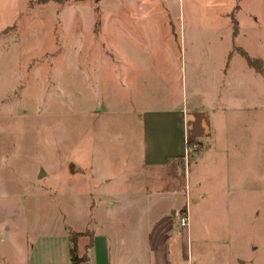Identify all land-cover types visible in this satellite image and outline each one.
Wrapping results in <instances>:
<instances>
[{
	"label": "rangeland",
	"instance_id": "374dc122",
	"mask_svg": "<svg viewBox=\"0 0 264 264\" xmlns=\"http://www.w3.org/2000/svg\"><path fill=\"white\" fill-rule=\"evenodd\" d=\"M211 69L223 86L213 153L248 196L214 250L264 264V0H0V264H69V230L81 254L82 235L106 225L102 194L133 195L131 223L168 214L195 262L192 211L186 227L170 215L180 181L144 167L127 112L201 103Z\"/></svg>",
	"mask_w": 264,
	"mask_h": 264
},
{
	"label": "crops",
	"instance_id": "0c3cea01",
	"mask_svg": "<svg viewBox=\"0 0 264 264\" xmlns=\"http://www.w3.org/2000/svg\"><path fill=\"white\" fill-rule=\"evenodd\" d=\"M122 62V61H121ZM125 71L127 62L124 60ZM221 70V75L223 70ZM210 92L202 98L197 97L193 106L184 100L164 107L141 109L134 106L127 113L142 122L143 164L146 168L170 169L171 181H180L172 191L183 195L181 207L171 210L174 217L189 209L193 213L194 249L196 261L192 255V241L186 237L174 234L171 219L165 214L161 220L144 223V214L139 222L131 223L133 211L139 207L133 201L135 197H125L119 194H102L99 210L109 216L106 225L91 234V247L83 248L79 256L85 255L90 264H245L242 258L228 260L230 254L218 253L214 250V235L220 224L231 215L230 207L237 208L235 215H243L242 205L247 204L248 196L246 180L237 175L231 179L228 171L219 169L222 165L216 163L213 153L214 119L219 121L221 114L218 98L223 90L218 83L217 73L211 69ZM222 80V78H221ZM220 84V85H219ZM128 87V85H127ZM126 87V88H127ZM198 106V107H197ZM220 123V122H219ZM225 125V123L223 122ZM221 125V124H220ZM199 144V149L190 154L191 160L186 163L187 168L182 172L177 158L184 159L188 150L187 143ZM196 148V146H194ZM197 150V149H196ZM226 159V155L224 156ZM188 159V158H187ZM183 162V163H184ZM192 163V164H191ZM185 164V163H184ZM191 164V165H190ZM224 166V165H223ZM185 169V168H184ZM172 170V171H171ZM184 174V175H182ZM234 194V196H233ZM233 202V203H232ZM139 205V206H138ZM179 205V206H180ZM92 207H95L92 205ZM239 208L240 211H239ZM141 210V209H140ZM246 211V210H245ZM121 212L129 213L128 227L125 232L118 224ZM143 212V211H142ZM116 214H119L116 216ZM111 216V217H110ZM110 219V221H109ZM74 232V231H73ZM128 233V235H127ZM237 255V254H236ZM235 258V257H234ZM241 262V263H240ZM70 264V260H69Z\"/></svg>",
	"mask_w": 264,
	"mask_h": 264
},
{
	"label": "trees",
	"instance_id": "16d2710c",
	"mask_svg": "<svg viewBox=\"0 0 264 264\" xmlns=\"http://www.w3.org/2000/svg\"><path fill=\"white\" fill-rule=\"evenodd\" d=\"M55 2H58L60 3L61 0H53ZM94 3L96 2H99L100 0H92ZM244 59L248 62V64L250 63V60H248L246 57H244ZM187 148L190 149L191 147L193 146H196L197 150H195L196 152L198 151V147H199V144L197 143H187ZM177 160L184 164V159L182 158H177ZM68 242L70 243V251H69V258H70V264H86L88 263V258L85 257V255H82V256H79L78 253H77V243H76V239L77 237H79L80 235L79 234H76L75 232H73L72 230H69L68 232ZM87 236L89 238V241H88V244H87V247H91L93 242H91V234L90 233H85L83 234L82 236Z\"/></svg>",
	"mask_w": 264,
	"mask_h": 264
},
{
	"label": "built area",
	"instance_id": "2783aa9c",
	"mask_svg": "<svg viewBox=\"0 0 264 264\" xmlns=\"http://www.w3.org/2000/svg\"><path fill=\"white\" fill-rule=\"evenodd\" d=\"M194 150H195L194 146L187 150L186 155H185L186 160ZM188 216H189L188 210H185L184 212H182L181 216L179 217V225H181L182 227H186L188 223ZM86 264H90V263H86Z\"/></svg>",
	"mask_w": 264,
	"mask_h": 264
},
{
	"label": "water",
	"instance_id": "95a60500",
	"mask_svg": "<svg viewBox=\"0 0 264 264\" xmlns=\"http://www.w3.org/2000/svg\"><path fill=\"white\" fill-rule=\"evenodd\" d=\"M40 176H43V174H41ZM40 176H39V177H40Z\"/></svg>",
	"mask_w": 264,
	"mask_h": 264
}]
</instances>
